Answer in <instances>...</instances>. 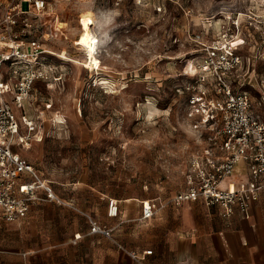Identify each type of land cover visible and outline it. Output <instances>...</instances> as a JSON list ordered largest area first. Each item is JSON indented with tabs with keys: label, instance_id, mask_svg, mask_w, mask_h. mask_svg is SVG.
Returning <instances> with one entry per match:
<instances>
[{
	"label": "rangeland",
	"instance_id": "1",
	"mask_svg": "<svg viewBox=\"0 0 264 264\" xmlns=\"http://www.w3.org/2000/svg\"><path fill=\"white\" fill-rule=\"evenodd\" d=\"M51 5L44 31L48 48L60 56L50 57L60 78L36 84L25 107L36 115L52 103L40 112L42 139L15 149L53 182L66 205L75 194L87 197L90 187L105 200L174 196L184 187L188 156L203 145L187 104L199 56L195 34L209 26L216 33L221 21L237 19L248 73L264 75V0ZM86 29L100 38L92 57L75 44Z\"/></svg>",
	"mask_w": 264,
	"mask_h": 264
},
{
	"label": "built area",
	"instance_id": "2",
	"mask_svg": "<svg viewBox=\"0 0 264 264\" xmlns=\"http://www.w3.org/2000/svg\"><path fill=\"white\" fill-rule=\"evenodd\" d=\"M52 2L0 0V222L25 218L35 201L66 203L53 182L42 177L34 164L15 149L28 148L35 139H42L40 112L51 108L52 103H44L45 110L36 115L27 114L25 107L31 104L36 84L49 86L52 79L60 78L53 74L57 66L50 58L59 54L48 48L50 34L44 31L50 28L51 18L43 16L54 12ZM223 21L216 33L209 26L204 27L206 34L194 37L199 56L187 104L188 115L194 117L192 126L203 145L188 156L186 187L172 199L181 202L201 198L207 204L220 205L226 218L235 209L248 217L251 205L264 191V117L254 111L256 99L245 87L243 67L247 61L240 52V24L235 18ZM260 88L257 102L264 108V78ZM236 173L246 177L230 179ZM118 213V200L108 198V215ZM150 214L149 205L144 204V215ZM86 217L90 233L103 234L120 245L112 227L88 214ZM127 252L143 264V256Z\"/></svg>",
	"mask_w": 264,
	"mask_h": 264
},
{
	"label": "crops",
	"instance_id": "3",
	"mask_svg": "<svg viewBox=\"0 0 264 264\" xmlns=\"http://www.w3.org/2000/svg\"><path fill=\"white\" fill-rule=\"evenodd\" d=\"M246 61L245 87L256 99L254 111L264 117L257 102L264 75L254 69L248 73ZM245 177L236 173L230 179ZM172 197H113L118 200L117 216L108 215L109 197L105 200L92 187L87 197L80 193L65 198L71 206L35 201L25 218L0 222V264H141L127 251L143 256V264H264V191L248 217L235 209L226 218L218 204L201 198L175 202ZM144 204L151 209L149 216ZM85 214L112 227L120 245L90 233Z\"/></svg>",
	"mask_w": 264,
	"mask_h": 264
},
{
	"label": "bare ground",
	"instance_id": "4",
	"mask_svg": "<svg viewBox=\"0 0 264 264\" xmlns=\"http://www.w3.org/2000/svg\"><path fill=\"white\" fill-rule=\"evenodd\" d=\"M100 42L98 35L93 33L90 29H86L78 35L75 44L84 51L88 57H92Z\"/></svg>",
	"mask_w": 264,
	"mask_h": 264
}]
</instances>
